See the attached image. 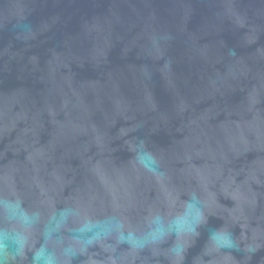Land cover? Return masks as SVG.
I'll list each match as a JSON object with an SVG mask.
<instances>
[{
    "label": "water",
    "instance_id": "water-1",
    "mask_svg": "<svg viewBox=\"0 0 264 264\" xmlns=\"http://www.w3.org/2000/svg\"><path fill=\"white\" fill-rule=\"evenodd\" d=\"M0 264H264V0H0Z\"/></svg>",
    "mask_w": 264,
    "mask_h": 264
}]
</instances>
